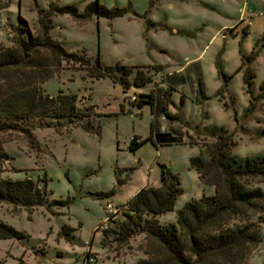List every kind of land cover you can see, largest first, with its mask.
Returning a JSON list of instances; mask_svg holds the SVG:
<instances>
[{"label": "rangeland", "instance_id": "obj_1", "mask_svg": "<svg viewBox=\"0 0 264 264\" xmlns=\"http://www.w3.org/2000/svg\"><path fill=\"white\" fill-rule=\"evenodd\" d=\"M90 1L11 0L0 10V42L12 43L10 26L20 23L18 14L36 34L39 8L72 3L82 12ZM98 2L126 11L112 18L53 13L51 37L91 62L98 58L102 65L146 70L152 82L124 90L107 76L87 75L76 63L62 61L52 67L44 90L51 95L75 93L79 107H91L90 119L99 132L83 129L77 120L62 119L64 125L58 128L48 119L49 125L33 128L32 139L15 131L0 133V151L10 156L0 155V176H28L46 188V201L33 209L0 203V221L25 234L0 239V264H83L86 253L93 256L91 264H134L146 257L144 235L117 245L111 236L104 241L102 230L122 219L121 204L139 188L160 184L161 165L178 176L182 189L173 209L158 217L167 223L184 202L213 193L189 159L217 138L215 128L231 135L234 154L264 153V96L248 109L250 94L240 67L241 53L254 51L251 93L256 96L264 81V0ZM198 80L204 96L196 93ZM151 90L155 130L169 133L176 128L182 141L159 144L153 137L130 149L133 136L144 139L150 134V103L137 104ZM164 109L171 117L163 115ZM256 186L264 192V180ZM110 190L106 197L97 195ZM107 204L115 210L109 219ZM64 225L71 228L67 235ZM244 264H264V228L261 243Z\"/></svg>", "mask_w": 264, "mask_h": 264}, {"label": "trees", "instance_id": "obj_2", "mask_svg": "<svg viewBox=\"0 0 264 264\" xmlns=\"http://www.w3.org/2000/svg\"><path fill=\"white\" fill-rule=\"evenodd\" d=\"M10 3L11 0H0V10L8 8ZM125 11V7H106L98 0L87 2L82 12L72 3H51L47 10H37L39 32L36 34L18 14L20 23L10 26L12 43L4 45L0 42V133L15 131L32 139L34 127H43L52 121L60 128L64 125L62 119L68 123L77 120L83 129L99 132V126H95L90 119L91 107H79L75 93L60 90L51 95L42 87L53 76L52 67H57L62 61L84 66L89 76H107L124 90L131 85L142 86L152 82L146 70L140 68L133 72L131 66L118 63L102 65L98 58L91 62L82 55L67 51L50 35L53 13L68 14L74 18L93 14L112 18ZM262 37L264 39V35ZM253 56L254 51L241 53L240 57L243 83L250 94L248 109L254 107L253 100L264 96V81L259 85V94L253 96L251 93L255 75L250 65ZM152 68L154 71L160 69L159 66ZM167 92L166 89L163 93L165 104L168 101ZM196 93L204 96L200 80ZM144 96L147 99L139 100L137 105L150 103V134L144 139L133 136L129 148L133 149L148 139L152 141L153 137L159 144L181 142V137H178L181 132L176 128H170L174 136L170 132L155 130L152 90ZM163 115L171 117L165 109ZM215 129L219 134L217 138L205 143L204 153L189 159L198 178L213 186V193H202L184 202L176 210L174 221L160 223L158 217L173 209L182 191L178 176L161 165L160 184L156 187L144 185L122 203V219L110 228H103V240L111 236L117 245H123L135 235H144L146 249L143 252L146 257L134 264H244L262 241L264 192L256 183L264 180V153L238 156L232 152L235 142L231 135L223 127ZM0 155L10 157L2 151ZM112 192L97 195L106 197ZM45 201V186L32 178L0 176V203L9 204L17 210L20 207L33 209ZM68 231L71 228L64 225L62 233L67 235ZM24 235L0 221V239H20ZM91 255L85 254L83 264H91L87 261Z\"/></svg>", "mask_w": 264, "mask_h": 264}, {"label": "built area", "instance_id": "obj_3", "mask_svg": "<svg viewBox=\"0 0 264 264\" xmlns=\"http://www.w3.org/2000/svg\"><path fill=\"white\" fill-rule=\"evenodd\" d=\"M106 206H107V210L109 212V214L107 215V218L106 219L112 218V215L114 214L115 210L113 209V207L111 206V204H107ZM104 227H106V226H104ZM87 261L93 262V257L90 256L87 259Z\"/></svg>", "mask_w": 264, "mask_h": 264}]
</instances>
